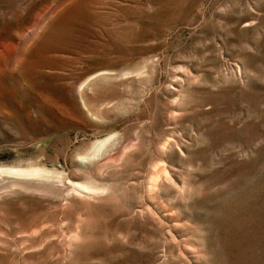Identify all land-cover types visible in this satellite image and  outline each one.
I'll return each mask as SVG.
<instances>
[{
    "label": "rangeland",
    "instance_id": "374dc122",
    "mask_svg": "<svg viewBox=\"0 0 264 264\" xmlns=\"http://www.w3.org/2000/svg\"><path fill=\"white\" fill-rule=\"evenodd\" d=\"M0 264H264V0H0Z\"/></svg>",
    "mask_w": 264,
    "mask_h": 264
}]
</instances>
